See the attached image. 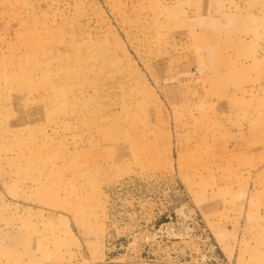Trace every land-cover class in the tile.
I'll use <instances>...</instances> for the list:
<instances>
[{"label": "rangeland", "instance_id": "obj_1", "mask_svg": "<svg viewBox=\"0 0 264 264\" xmlns=\"http://www.w3.org/2000/svg\"><path fill=\"white\" fill-rule=\"evenodd\" d=\"M0 264H264V0H0Z\"/></svg>", "mask_w": 264, "mask_h": 264}]
</instances>
